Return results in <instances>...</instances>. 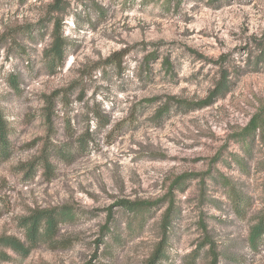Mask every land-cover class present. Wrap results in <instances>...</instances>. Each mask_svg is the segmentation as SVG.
Here are the masks:
<instances>
[{"label": "rangeland", "instance_id": "obj_1", "mask_svg": "<svg viewBox=\"0 0 264 264\" xmlns=\"http://www.w3.org/2000/svg\"><path fill=\"white\" fill-rule=\"evenodd\" d=\"M53 1L0 0V239L24 240L23 219L42 210L76 217L26 256L0 245V264H144L171 202L161 264H211L207 238L217 264H264V239L249 243L264 131L239 136L264 111V0H66L56 60Z\"/></svg>", "mask_w": 264, "mask_h": 264}, {"label": "trees", "instance_id": "obj_2", "mask_svg": "<svg viewBox=\"0 0 264 264\" xmlns=\"http://www.w3.org/2000/svg\"><path fill=\"white\" fill-rule=\"evenodd\" d=\"M67 4L66 0H54L50 6L49 13L51 14V19L54 22V30L52 33V44L51 47L46 51L47 56H51L52 59H62L64 50L65 39L62 33V23L60 21L59 14L56 13L66 11ZM167 63H168V59ZM167 67L170 68L169 63ZM227 87V80L223 78L220 82H218L216 88L212 91V93L200 104L205 105L211 103L215 96L221 92L224 88ZM56 93L46 95L45 101L47 102V106L45 107V116L51 120L52 119V111L54 107V98L56 97ZM264 131V111H261L259 114H256L252 117L250 123L245 128L243 133H240L239 136L243 140H255L258 132ZM10 128L5 120V117L0 109V158L6 159L10 155L11 151V141L9 138ZM264 137V132L262 134ZM47 162V160H46ZM177 184V183H176ZM175 184V185H176ZM230 185V184H228ZM234 190V186L231 187ZM235 191V190H234ZM234 193V192H233ZM232 196H236V194H232ZM239 196L235 197V203L238 205ZM154 203L137 200H124L121 202V205L124 206L131 212H139L144 209L151 207ZM173 205L171 202L169 207L165 212L164 219L162 221V230H163V238L159 242L156 249L151 253V255L145 260L144 264H161V262L166 257V241H167V233L171 224V217L173 213ZM238 208V207H237ZM76 217V212L70 207H60L53 208L50 210H42L40 212L31 214L30 216L23 219L22 227L25 231V239L15 236L2 237L0 239V245H3L5 248H11L17 253L26 256L32 249L38 247L42 243L53 241L58 235L60 225L66 221L74 220ZM112 216L109 217V224L104 227L105 233L110 230V221L112 220ZM205 226V225H204ZM104 237V235H103ZM101 238V244L104 243V238ZM264 239V213L259 216L257 222L253 225L250 231L249 243L251 247L256 250L259 247V244ZM207 242L211 244V248L209 252L212 256L211 264H217L219 261V252L216 251L215 245L210 238H207ZM9 258L6 252L0 253V259L7 260ZM83 264H93L91 261Z\"/></svg>", "mask_w": 264, "mask_h": 264}]
</instances>
